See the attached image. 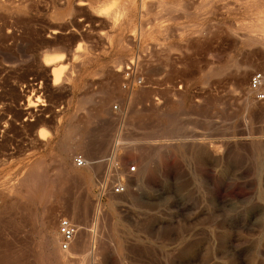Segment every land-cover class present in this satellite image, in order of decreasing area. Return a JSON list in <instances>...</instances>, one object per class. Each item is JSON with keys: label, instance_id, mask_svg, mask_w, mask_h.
I'll return each mask as SVG.
<instances>
[{"label": "rangeland", "instance_id": "374dc122", "mask_svg": "<svg viewBox=\"0 0 264 264\" xmlns=\"http://www.w3.org/2000/svg\"><path fill=\"white\" fill-rule=\"evenodd\" d=\"M0 15V264H264L248 83L264 48L242 36L264 32V0H0ZM121 175L123 193L98 191Z\"/></svg>", "mask_w": 264, "mask_h": 264}, {"label": "built area", "instance_id": "2783aa9c", "mask_svg": "<svg viewBox=\"0 0 264 264\" xmlns=\"http://www.w3.org/2000/svg\"><path fill=\"white\" fill-rule=\"evenodd\" d=\"M134 65L133 61H130L129 65L125 67L124 71V84L123 87L125 89L132 88L133 86L140 85L141 79L134 77ZM262 82V73L261 72H253L249 78V89L255 92L256 98L258 100H262L264 98V94L260 90ZM115 108V106H114ZM111 167L114 171L120 170V166L117 162L108 159ZM72 163L75 167L81 168L86 166L89 162L86 158H84L81 154H77L72 158ZM135 171V165L130 164L126 167V173H132ZM124 178L121 175L120 177H116L114 181H101L98 187V191L101 194H105L106 192H110L112 194H121L124 191ZM76 232V227L70 222V220L66 217H60L57 223V233L59 237V247L61 250H67L71 241L74 238V234Z\"/></svg>", "mask_w": 264, "mask_h": 264}, {"label": "bare ground", "instance_id": "6f19581e", "mask_svg": "<svg viewBox=\"0 0 264 264\" xmlns=\"http://www.w3.org/2000/svg\"><path fill=\"white\" fill-rule=\"evenodd\" d=\"M1 16V15H0ZM13 17V16H12ZM2 18V17H1ZM16 18V17H15ZM18 19V18H17ZM12 20H13V18H12ZM11 22V21H10ZM18 22V21H17ZM26 22V21H25ZM16 24V23H15ZM2 25V24H1ZM262 30V29H261ZM263 31H264V29H263ZM243 35L242 36H244L250 43H253V44H255V45H258L259 47H262V48H264V32L262 33L261 31H259L257 34H255V35H250L249 33H242ZM241 35V34H240ZM55 69V68H54ZM237 69V68H236ZM241 69V68H240ZM54 71V70H53ZM238 71V70H237ZM246 69L244 68V69H242L241 70V77L244 79L245 78V76H246ZM263 74V77H262V79H264V73H262ZM56 75V74H55ZM238 76V75H237ZM240 76V75H239ZM54 78V77H53ZM53 83H56L55 81H54V79H53ZM261 84H262V82H261ZM263 138V137H262ZM169 143V142H168ZM150 144V143H149ZM155 144V143H154ZM164 144H166V143H164ZM157 146V145H156ZM155 146V147H156ZM160 147V146H159ZM154 148V147H153ZM158 148V147H157ZM211 148V147H210ZM159 149V148H158ZM212 149H213V147H212ZM215 150V149H214ZM216 152V151H215ZM35 166V165H34ZM39 166V165H38ZM87 166V165H86ZM39 168V167H38ZM40 170V169H39ZM41 171V170H40ZM116 173H117V171H115ZM114 172V173H115ZM115 173V174H116ZM121 173V172H120ZM118 175H120L119 173H117L116 174V176H118ZM31 176H33V175H31ZM72 176V175H71ZM34 177V176H33ZM131 178V177H130ZM30 179V178H29ZM33 178L31 177V180H32ZM106 179H109L108 177H106L105 179H103V181H106ZM136 179V178H135ZM46 180V179H45ZM134 180V179H133ZM38 181V180H37ZM136 181H137V179H136ZM28 193V192H27ZM16 202V201H15ZM99 207V206H98ZM100 208V207H99ZM97 209V208H96ZM99 211H100V209H99ZM97 214H99V213H97ZM36 215V214H35ZM54 215V214H53ZM72 215V214H71ZM100 215V214H99ZM73 216H75L74 214H73ZM52 219V218H51ZM70 219V218H69ZM54 220V219H53ZM54 222V221H53ZM79 226H77V228H78ZM82 227V226H81ZM42 228V227H41ZM80 228V227H79ZM78 230V229H77ZM80 230V229H79ZM6 231V230H5ZM93 232H94V230H93ZM1 234V233H0ZM93 234V233H92ZM75 235V234H74ZM94 235H96V234H94ZM93 235V236H94ZM83 236V235H82ZM81 236V237H82ZM56 237H57V235H56ZM90 237V236H89ZM88 237V238H89ZM58 238V237H57ZM84 238V237H83ZM86 238V237H85ZM95 239V238H94ZM55 240V239H54ZM57 240V239H56ZM75 241V240H74ZM80 241H81V239H80ZM52 242H54V241H52ZM51 242V243H52ZM72 242V241H71ZM78 242V241H77ZM90 242H91V239H90ZM95 242V241H94ZM12 243V242H11ZM14 243V242H13ZM75 244H76V242H75ZM78 244V243H77ZM91 244H93V243H91ZM2 245V244H1ZM80 245V244H79ZM95 246H93L92 248H94ZM3 248V247H2ZM16 248V247H15ZM19 248V247H18ZM82 248V247H81ZM85 248V247H84ZM89 248V247H88ZM20 249V248H19ZM77 249V248H76ZM87 249V248H86ZM85 249V254H86V252H87V250L89 251V249H87L86 250ZM96 249V248H95ZM9 250V249H8ZM25 250V249H24ZM60 250V249H59ZM82 250V249H81ZM14 251V250H13ZM71 251V250H70ZM73 251V250H72ZM78 251H80V249L78 250ZM82 251H84V249L82 250ZM2 252V251H1ZM67 252V251H66ZM92 252V250H90V253ZM94 252H95V250H94ZM13 253V252H12ZM93 253V252H92ZM91 253V254H92ZM66 254V253H65ZM65 254L63 255V256H65ZM67 254H69V252L67 253ZM71 254H73V253H71ZM77 254V253H76ZM88 254H89V252H87V255L86 256H88ZM90 254V255H91ZM95 254V253H94ZM10 255V254H9ZM75 255V254H74ZM8 256V255H7ZM69 256H71V255H69ZM79 256V255H78ZM84 256V257H83ZM85 255H83L82 254V257L80 256V258H85L86 257ZM56 257V256H55ZM77 257V256H76ZM75 257V258H76ZM89 257V256H88ZM93 257V256H92ZM91 257V258H92ZM2 258H3V256H2ZM68 258V257H67ZM72 258V257H71ZM94 258V257H93ZM92 258V259H93ZM30 259V258H29ZM78 258H76L75 260H77ZM88 259V258H87ZM90 259V258H89ZM67 260V259H66ZM95 260V259H94ZM81 261L82 260H80V263H81ZM87 261V260H86ZM67 262V261H66ZM84 262H85V259H84ZM57 263V262H56ZM75 263V262H74ZM79 263V264H80ZM86 263V262H85ZM84 263V264H85ZM65 264V263H64ZM83 264V263H82ZM87 264V263H86ZM92 264H93V262H92Z\"/></svg>", "mask_w": 264, "mask_h": 264}]
</instances>
